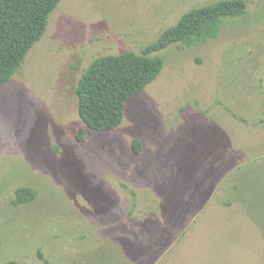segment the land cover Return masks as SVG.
<instances>
[{"label":"rangeland","instance_id":"1","mask_svg":"<svg viewBox=\"0 0 264 264\" xmlns=\"http://www.w3.org/2000/svg\"><path fill=\"white\" fill-rule=\"evenodd\" d=\"M216 1L59 3L0 88V264H264V0L158 52L122 124L76 137L96 58L141 53ZM21 187L35 199L17 203Z\"/></svg>","mask_w":264,"mask_h":264},{"label":"trees","instance_id":"2","mask_svg":"<svg viewBox=\"0 0 264 264\" xmlns=\"http://www.w3.org/2000/svg\"><path fill=\"white\" fill-rule=\"evenodd\" d=\"M62 0H0V88L22 68L28 52L45 35L51 14ZM246 0H219L186 12L177 24L146 45L141 53L128 50L96 58L76 87L79 114L85 126L76 137L84 141L87 128L111 131L125 117L128 101L142 92L161 73L164 58L157 55L172 43L191 46L218 37L227 18L246 13ZM135 138L132 149L140 153ZM29 187L17 190V203L35 199Z\"/></svg>","mask_w":264,"mask_h":264}]
</instances>
